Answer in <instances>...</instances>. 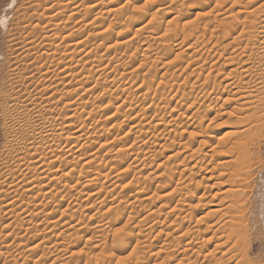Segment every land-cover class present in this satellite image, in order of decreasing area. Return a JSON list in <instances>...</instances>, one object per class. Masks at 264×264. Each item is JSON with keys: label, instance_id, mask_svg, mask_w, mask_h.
Masks as SVG:
<instances>
[{"label": "rangeland", "instance_id": "rangeland-1", "mask_svg": "<svg viewBox=\"0 0 264 264\" xmlns=\"http://www.w3.org/2000/svg\"><path fill=\"white\" fill-rule=\"evenodd\" d=\"M41 1L0 0V180L8 179L19 185L23 183L21 184L23 188L19 189L18 192V195L20 192L21 194L17 195L16 199L18 200L13 206L16 212H11L10 214H5L4 211H6L5 206L13 201H9L12 195L11 197L9 196L5 186H0V199H2L0 202V204L2 203L0 205V208H2L0 210V222L2 223H0V264H53L56 259V264H62L66 257L71 254L73 257H67L68 259H66L69 264L203 263V258L201 257L209 255L210 251L217 245V242L204 243L203 240L207 239V236L208 238L210 237L211 231L210 233L201 234L200 238H196L195 241L190 239V235L194 231L198 232L199 229L202 232L204 231L210 220L203 218L200 221L201 223H198L197 219L206 216L212 211L213 207L211 206L215 202L206 205L212 200L211 194L208 193L209 196L206 195L207 198L203 201L204 204L197 209H190L189 205L181 207L182 204L178 203L180 197H178L179 195L176 196L177 188L179 190V184L186 182V185H190H188L189 190L194 191L197 189L195 182H191V178L201 180L200 176L205 174V165L213 164L210 163V158H205V153L210 150V147L212 148L211 145L214 143L231 137L230 134L234 132L236 127L234 126L235 122H239L237 118L242 117L239 113L235 114L236 112L233 110L238 106L232 95L235 87L233 90L230 88L232 92L229 89H226L227 91L224 90L225 84L229 83L230 80V83L232 80L234 81L235 78L239 77L237 75L240 73L238 66L228 67L230 61L227 59L237 55L235 51L238 50V46L231 43H234L237 36L236 33L239 36L240 22L243 18L248 17L245 15H250V19H253L259 14V16H263L257 17L260 20L264 19V14L257 12L258 4H261L263 0H261V3L253 0L256 4L252 0H43L42 6L40 5ZM46 4L49 5L46 6ZM46 8L49 10L47 11ZM49 11L52 13L50 14ZM164 12L168 14L166 15ZM88 15L90 16L89 18ZM83 16L87 17L88 21L86 19L83 21ZM70 17L73 18L70 19ZM233 19L234 21L238 20L234 23L238 30L230 31L226 22L232 24L230 21ZM225 20L226 22H224ZM82 21L83 24H80ZM222 23H225L228 28ZM85 24H89V27L87 28L86 26L84 28ZM238 25L240 26L238 27ZM223 26L224 29L222 28ZM58 27L60 28L59 31L62 30L59 34ZM93 29L100 35L88 38L87 35H90V32L94 31ZM146 30L149 31L147 32ZM224 30L226 31L224 32ZM29 32L34 35L35 39H31L32 36L29 35ZM226 33L227 35H225ZM68 34H75L74 37L78 39L81 37L80 41L86 42L84 46L86 49H82V52L77 53L80 50L74 52L72 48L73 52H70L72 50L71 47L69 49L68 44L73 43L74 40L70 42L66 39L68 44L64 40L65 43L62 42L63 37L66 38V36H69ZM127 35L128 38L126 37ZM233 38L235 39L233 40ZM257 39L260 40L259 38ZM32 40H35L33 48L29 50L30 52L24 51L23 48L26 47L24 44L26 42L28 44ZM124 40L131 41V47L128 50H124L122 47L119 48V42L121 46ZM12 41H15V43H12ZM102 42L105 45L104 47ZM13 44L15 46H12ZM51 44L53 47H51ZM65 45H67L69 50L64 47ZM96 48L99 50L97 51ZM225 48H227V51H225ZM90 51V58L83 59V56H86ZM232 52H234V55ZM237 52L239 54V50ZM72 53H76L78 56L76 54V57L74 54L71 56ZM19 55H21L20 58H18ZM65 56L67 58L65 64L63 66V63L57 64L59 63V58H65ZM70 57L72 58L71 60ZM74 57L75 59L73 60ZM103 58L105 61L100 63L102 64L101 66L98 62H101L100 59ZM89 59L92 65L88 62ZM108 60L111 61L108 62ZM67 61L68 63L74 62L73 64L70 63V66H72L71 68L74 69L75 73L79 70L78 74L76 73L72 77H66L68 73L61 74V71L65 70L66 64L67 66L69 65L66 63ZM109 63L111 64L110 66ZM83 64L87 65L84 66ZM202 65H204L203 71L206 70L205 72L200 70ZM198 66H200V69ZM233 67L238 69V73L236 76L234 74L235 77L231 76L232 78L226 81L225 78L230 72L229 69ZM89 73L93 74L91 78L87 77ZM249 78L251 77L244 76L241 78L242 81H240L242 84H246ZM86 80H88V83ZM213 87H216L217 90L213 91L215 93H212V96H203L205 88L211 91ZM165 95L166 97L168 96L167 100ZM219 95L221 98H219ZM163 96L164 100L161 99ZM224 99H227L226 102H224ZM162 100L163 102L161 103ZM164 101L168 102L165 103ZM231 114H233V117ZM70 116L76 120L75 123L72 119L76 125L80 122L77 127L86 131L88 129L85 128H89L87 132L90 133L92 131L91 134L97 136L99 134L100 139L97 137V139L87 144L90 146L84 148L81 147L82 143H76L73 140L64 141V143L68 142L70 144L67 149L63 148V146L58 147L59 145L54 143L51 145L53 149L51 146H47V149L45 144L42 145L43 140L41 141V137H45L44 130H50L54 126L58 127V124H64L63 121L66 122L65 119L67 120ZM196 119H199L203 125L200 124L199 126ZM65 124L67 125L68 123ZM181 124L182 126H180ZM196 124L197 126H194ZM67 131L73 132L70 129H67ZM168 131L171 133L169 134ZM191 133L194 134L193 137ZM41 134H44V136ZM203 139L208 141L206 147H202L203 145L199 143ZM101 144L106 148H100ZM74 145L76 146L69 150L71 151L69 154H73L72 156L77 158V160L75 158V162L78 163L76 166L78 171L76 169L77 173L74 172L76 178L65 176V173L63 174L65 177L63 176L64 178L61 179L63 181H55L56 179L53 176L47 179L44 178L45 191L35 190L32 193H26L27 185H29L27 183L31 181L37 170H27L24 165H21L20 159L27 160L32 157L34 159L54 154L55 152L60 154ZM258 146L256 142L255 149H253V151L257 152L254 160H260L261 163L255 167L251 180H247V187L252 183L253 185H251V188L246 187V190L244 189L250 203H248L249 205L247 204L248 211L245 213L249 231L244 233V235L247 234L244 238L245 241L247 240L245 244L248 243V245L246 244L248 247L244 243L243 245L248 251V258L252 263L259 262V260L261 262L264 261V201L261 200L259 195L260 189L264 188V139L259 148H257ZM199 148L201 149L200 152L198 151ZM99 149H101V152H99L98 160L96 159L98 162H95L98 166L95 167L94 165L96 164H94V170L91 167L87 169V166L83 164L86 161L88 162L91 156L96 154L94 151L96 152ZM192 153L196 157L191 155ZM62 154L64 155V153ZM190 156L193 159H190ZM196 161L198 162L196 163ZM62 162L66 163L67 161L63 160ZM47 164L48 166L50 165L48 162ZM58 164V167H60L61 164ZM48 166L46 165L47 168ZM99 166L103 170V175L99 178L100 181L95 180L96 183H92L94 179L91 176L99 173L97 171ZM81 169L86 173L84 174V171L80 172ZM184 169H186V172ZM56 170L54 169V171ZM193 171L194 173H200H195L196 175L192 177L190 174ZM87 178L92 181L90 183L92 187L87 188H94V190L83 189L85 185H88L86 182L88 181ZM178 178L182 180L179 181L177 180ZM20 179L21 181H19ZM22 179H26L25 182L27 183H24ZM51 179L55 180L52 181ZM178 181L179 184L176 186ZM67 183H71V186L69 185L68 187H75L70 188L71 191H68L69 189L67 188L64 190V187L68 185ZM165 185L167 187H164ZM204 186L199 189L198 194L193 198L194 203L199 200L198 196L205 191ZM51 190L52 192L49 196H45L44 193ZM172 190H175V192L173 193ZM216 192L215 189L214 193ZM6 193L8 195H6L7 198L5 196ZM167 194L172 195L167 197ZM78 206L80 208H78L79 210L76 213L74 212L77 209L75 207ZM175 206H178V208ZM179 208L181 209L180 211ZM37 211H43V213L40 214L38 220L35 221L34 219L33 221L32 215L36 214ZM51 213L52 215H50ZM69 213L70 216L75 213L76 219L70 222L69 228H74L70 229V235H67L66 229L60 225H68L67 218ZM64 214L65 216H63ZM7 215L12 218L9 219ZM16 215L20 219H24L23 217H25L26 221L28 219L29 224L25 223L26 225L21 226V220L15 218L12 220L13 216ZM187 215L188 217H186ZM47 216H55V220H51V218L45 220ZM59 218H62L61 221L64 218V221L59 223L57 221V219L60 220ZM49 221L52 224H55L53 221H57V228L52 232H50L52 224L50 225ZM76 228L80 229V231L74 239L71 235L72 233L74 234ZM121 230L122 234L117 236L116 234L121 232ZM84 231L87 232V236L83 234ZM188 231H191L189 236ZM185 232H187V235ZM195 234L198 235L199 233L194 232L193 236ZM148 236L149 238H147ZM214 240L216 241L217 239ZM71 244L77 248L73 249ZM38 245L41 246L38 247ZM66 245L73 250L68 249L69 252H67L68 250L66 251L68 253H66L67 256L64 253L60 256L57 255L59 254V249ZM243 245L239 250L244 249ZM53 250L56 252H53ZM224 250L215 251L217 264H219L220 261L218 259L223 255ZM236 250L231 255H237L239 252L237 248ZM51 253L54 254L52 255ZM41 254L43 255L42 257ZM229 256L224 255L221 259L224 258L225 260H223L226 262ZM224 261L222 262L221 260L220 264H229V261L228 263ZM232 262L235 263V261Z\"/></svg>", "mask_w": 264, "mask_h": 264}, {"label": "bare ground", "instance_id": "bare-ground-1", "mask_svg": "<svg viewBox=\"0 0 264 264\" xmlns=\"http://www.w3.org/2000/svg\"><path fill=\"white\" fill-rule=\"evenodd\" d=\"M47 1H49V0H47ZM220 1V0H219ZM221 1H223V0H221ZM253 1V0H252ZM252 1H250V3H252ZM36 2H39V1H36ZM85 2V1H84ZM255 2H260L261 3V0L260 1H255ZM254 1H253V3L254 4H256ZM263 2H264V0H263ZM261 3V4H258V7H257V5H256V7H257V12L259 13H263L264 14V3ZM35 3V2H34ZM41 3H43V0L40 2V5L42 6L43 4H41ZM57 3V2H56ZM71 3V2H70ZM223 3V2H222ZM240 3V2H239ZM68 4V3H67ZM99 4V3H98ZM224 4V3H223ZM237 4V3H236ZM248 4V3H247ZM47 5H49V4H46V6ZM239 5V4H238ZM249 5V4H248ZM248 5H247V7H248ZM45 6V5H44ZM68 6H70V5H68ZM220 6V5H219ZM168 7V6H167ZM166 7V8H167ZM234 7H235V5H234ZM253 7H255V6H253ZM51 8V7H50ZM75 8V7H74ZM165 8V9H166ZM47 9V11L49 10L48 8H46ZM52 9V8H51ZM62 9V8H61ZM65 9V8H64ZM248 9V8H247ZM253 9V8H252ZM255 9V8H254ZM118 10V9H117ZM250 10V9H249ZM256 10V9H255ZM45 11V10H44ZM57 11V10H56ZM55 11V12H56ZM59 11V10H58ZM61 11V10H60ZM116 11V10H115ZM50 12V11H49ZM85 12V11H84ZM242 12H243V10H242ZM249 12V11H248ZM251 12V11H250ZM256 12V14H258ZM46 13V12H45ZM52 12H50V14H51ZM77 13V12H76ZM141 13V12H140ZM145 13V12H144ZM165 13V12H164ZM245 13V12H244ZM47 14V13H46ZM49 14V13H48ZM78 14V13H77ZM118 14V13H117ZM166 14V13H165ZM168 14V13H167ZM166 14V15H167ZM247 14V13H246ZM251 14V13H250ZM90 15V14H89ZM88 15V18L90 17ZM210 15V14H209ZM245 15V14H244ZM253 15V14H252ZM86 16V15H85ZM93 16V15H92ZM165 16V15H164ZM236 16H238V14H236ZM235 16V17H236ZM245 16H248V17H245V18H243L242 19V21L240 22L241 24V29H240V33H239V36H238V34L236 33V35L238 36H236V39L235 38H233V40L235 39V41H234V43H231L232 45H236V46H238V50H239V54H238V50L237 51H235V54H237L236 56H231V57H229L227 60H229L230 62H229V64H228V67H232V66H238L239 68H240V70H239V74L237 75V73H238V69H235L234 67L230 70L229 69V71L230 72H228V74H227V76H226V78H225V80L227 81V79H230V78H232L231 76H234V74H235V76L237 75V76H239L238 78H235V80L233 81L232 80V82L230 83V81H229V83L227 82V84H225V86H224V90H226V89H229L230 91H231V89L230 88H232V90H233V88H234V90H233V92L234 93H232V95H233V97H234V101L235 102H237L238 103V106H237V108L236 109H233L236 113L235 114H240L242 117L241 118H237L238 119V121L239 122H235V125L234 124H232V125H234V126H236L235 128H234V132H232L230 135H231V137H229V138H227V139H225V140H219L218 142H216V143H214L213 145H211L212 146V148L210 147V150L207 152V153H205L206 155H204L205 156V158H210V163H213V164H206L205 166L206 167H204V172H205V174L204 173H202V174H204V176H200V178H201V180H194V178L192 179L191 178V182H195V185H196V190H189L188 188H189V186L188 185H186V182H184V183H180L179 184V181H181V180H179V178L177 179V180H179L178 182H177V184H176V186H178V184H179V190H178V188H177V194H176V196L177 195H179L178 197H180V201H179V199H178V203L180 202V204H182L181 205V207H183V206H188L189 205V207H190V209L192 208V209H197L198 207H200V205H202V204H204V200H205V198H207V196L206 195H208V193L209 194H211L210 196L212 197V200L210 201V202H208V203H206V205H210V204H212V203H214L215 202V204H213L211 207H213V210L212 211H210L206 216H203V217H201V218H199V219H197V221H198V223H201L200 221L204 218V219H209L210 220V223L208 222V224L205 226L206 228V230L204 229V231L202 232V231H200L201 229H199L198 230V232L197 231H194V232H196V233H199L198 235H194L193 236V234H194V232L192 233V235H190L191 236V238L190 239H192L193 241H195L196 240V238L197 239H199L200 238V235L202 234H206V233H210V231H211V233L212 234H210L209 236V238H208V236H207V239H205V240H203L204 241V243H212V242H217L216 244V246H215V248L213 249V250H211L210 251V253H209V255H206V256H203V257H201V258H203V263H201V264H217L218 262H216L215 261V254H216V252L219 250H222V249H225L224 250V252H223V255L222 256H220V259H221V257H224V255H228L229 256V254H230V256H229V260L227 259L226 260V262L223 260V259H221L222 260V262L224 261L225 263H228V261H229V264L230 263H233L232 261H235V263H233V264H264V261H260L259 260V262H256V263H252L250 260H249V258H248V251L245 249V247H244V245H243V243L245 244V242L247 241H245V238L244 237H246V235H244V233L245 232H248L249 230H248V224H247V218H246V215H245V213H247L246 211H248V206H247V204L248 203H250L249 202V200H248V197H247V194L244 192V189L247 187V184H248V181L247 180H249L252 176H253V172H254V169H255V167L259 164L260 165V163H261V161L260 160H258V161H255L254 160V158H255V153H257V152H255V150L253 151V149H255V143L257 142L258 143V145L260 146L261 144H262V141H263V139H264V129H263V125H264V19L263 20H260V16H263V15H260L259 16V14L257 15V16H259V17H254L253 19H250V15H245ZM47 17H49V16H47ZM84 17V16H83ZM50 18V17H49ZM48 18V19H49ZM71 18H73V17H70V19ZM87 17H84L82 20L84 21L85 19L87 20L88 19ZM234 18V17H233ZM262 18V17H261ZM264 18V17H263ZM45 19V18H44ZM75 19V18H74ZM221 19V18H220ZM237 19H238V17H237ZM236 19V20H237ZM51 20V19H50ZM50 20H48V21H50ZM208 20V19H207ZM235 20V21H236ZM241 20V19H240ZM68 21V20H67ZM83 21L82 22H80V24L82 23L83 24ZM88 21V20H87ZM214 21V20H213ZM235 21H234V19L232 20V21H230V23H232V24H229V23H227L226 22V20L224 21V22H226V24H227V26H229V28L225 25V23H222L224 26H226L227 28H228V30H230V31H235V30H238V28L237 27H235L234 26V23H235ZM238 21V20H237ZM236 21V22H237ZM222 22V21H221ZM87 23V22H86ZM198 23V22H197ZM208 23V22H207ZM220 23V22H219ZM32 24V23H31ZM61 24V23H60ZM78 24V23H77ZM92 24V23H91ZM90 24V25H91ZM159 24V23H158ZM163 24V23H162ZM200 24V23H199ZM203 24H204V22H203ZM210 24V23H209ZM221 24V23H220ZM239 24V23H238ZM57 25V24H56ZM89 25V24H88ZM88 25H84L85 27L84 28H86V26H87V28L89 27ZM133 25V24H132ZM171 25H172V23H171ZM218 25V24H217ZM235 25H237V24H235ZM240 25H238V27L240 26ZM49 26H50V24H49ZM129 26V25H128ZM162 26V25H161ZM220 26V25H219ZM224 26L222 27L223 29H224ZM80 27V26H79ZM99 27V26H98ZM198 27V26H197ZM215 27V26H214ZM226 27H225V29H226ZM52 28V27H51ZM55 28V27H54ZM53 28V29H54ZM59 28V27H58ZM81 28H82V26H81ZM126 28H127V26H126ZM142 28H144V27H142ZM205 28V27H204ZM26 29V28H25ZM78 29V28H77ZM96 29V28H95ZM128 29V28H127ZM50 30V29H49ZM60 30V28L58 29V31ZM94 30V29H93ZM92 30V31H93ZM138 30V29H137ZM227 30V31H228ZM32 31V30H31ZM57 31V30H56ZM62 31V30H61ZM61 31H59L58 32V34L59 33H61ZM68 31V30H67ZM141 31H143V30H141ZM145 31V30H144ZM143 31V32H144ZM147 31V30H146ZM149 31V30H148ZM147 31V32H148ZM194 31H195V29H194ZM197 31V30H196ZM223 31V30H222ZM226 30H224V32H225ZM97 33V31H93V32H90V35H87L88 36V38H91L92 36H93V38H94V36H97V35H100V34H96ZM99 32V31H98ZM128 32V31H127ZM131 32V31H130ZM151 32V31H150ZM229 32V31H228ZM238 32V31H237ZM30 33V32H29ZM28 33V34H29ZM34 33V32H33ZM63 33V32H62ZM71 33V32H70ZM138 33V32H137ZM24 34V33H23ZM57 34V33H56ZM127 34V33H126ZM139 34V33H138ZM138 34H137V36H138ZM206 34V33H205ZM208 34V33H207ZM232 34H234V33H232ZM30 36H32L31 37V39L32 38H34V35L32 34V33H30L29 34ZM51 35H53V34H51ZM69 35V34H68ZM135 35V34H134ZM225 35H227V33L225 34ZM27 36V35H26ZM29 36V37H30ZM46 36V35H45ZM55 36V35H54ZM75 36V34H71V35H69V36H66V38L65 37H63L64 39H62V42H66V39H68L70 42L72 41V40H74L73 41V43H67L69 46V49H70V47H71V50H72V48H73V50H74V52H77V50H80L79 52H77V53H80V52H82L84 49H86L84 46H85V43L86 42H84V41H80V38L81 37H79V39L78 38H75L74 37ZM76 36H77V34H76ZM86 36V37H87ZM91 36V37H90ZM28 37V36H27ZM72 37H74V39H72ZM103 37V36H102ZM105 37V36H104ZM127 38H128V35L126 36ZM227 37V36H226ZM230 37H232V36H230ZM24 38V37H23ZM96 38V37H95ZM98 38V37H97ZM188 38V37H187ZM190 38V37H189ZM257 38H259L260 40H258ZM35 39V38H34ZM48 39V38H47ZM55 39H56V37H55ZM86 39V38H85ZM124 39V38H123ZM126 39V38H125ZM139 39V38H138ZM145 39V38H144ZM27 40V39H26ZM25 40V41H26ZM46 40V39H45ZM44 40V41H45ZM64 40V41H63ZM83 40V39H82ZM90 40V39H89ZM225 40V39H224ZM258 40V41H257ZM34 41V42H33ZM52 41V40H51ZM126 41H128V42H126ZM124 40V42H123V45H122V43H121V46H120V42H119V48H121L122 47V49H124V50H128L130 47H131V41L129 42V40ZM155 41V40H154ZM64 42V43H65ZM12 43H15V41H12ZM54 43H56L55 41H54ZM53 43V44H54ZM64 43H63V45H64ZM88 43V42H87ZM116 43H118V42H116ZM184 43V42H183ZM182 43V44H183ZM26 44H27V42H26ZM26 44H24L26 47H24L23 49H24V51H29V50H31L32 48H33V46H34V44H35V40H32V41H29V43L26 45ZM60 44V43H59ZM94 44V43H93ZM104 43L102 42V45H103ZM115 44V43H114ZM150 44H152V43H150ZM181 44V45H182ZM187 44V43H186ZM230 44V43H229ZM47 45V44H46ZM62 45V44H61ZM60 45V46H61ZM87 45V44H86ZM12 46H15V44H13ZM90 46V45H89ZM97 46V45H96ZM100 46H101V44H100ZM99 46V47H100ZM105 45H103V47H104ZM114 46V45H113ZM228 46V45H227ZM227 46H224V47H227ZM46 47H48V46H46ZM51 47H53L52 46V44H51ZM66 49H68V47H67V45H65L64 46ZM84 47V48H83ZM98 47V48H99ZM107 47V46H106ZM48 48H50V47H48ZM95 48V47H94ZM116 48H118V47H116ZM118 48V49H119ZM135 48V47H134ZM153 48V47H152ZM228 48H229V46H228ZM231 48V47H230ZM44 49H46V48H44ZM60 49V48H59ZM68 49V50H69ZM83 49V50H82ZM115 49V48H114ZM122 49H120V50H122ZM146 49H147V47H146ZM177 49V48H176ZM200 49V48H199ZM227 48H225V51H227L226 50ZM39 50V49H38ZM55 50H56V48H55ZM73 50L72 51H70V52H73ZM96 50L98 51L99 49H97L96 48ZM107 50V49H106ZM110 50V49H109ZM117 50V49H116ZM119 50V51H120ZM145 50V49H144ZM151 50V49H150ZM149 50V51H150ZM155 50V49H154ZM23 51V50H22ZM59 51V50H58ZM87 51V50H86ZM30 52V51H29ZM50 52V51H49ZM63 52V51H62ZM105 52V51H104ZM107 52V51H106ZM125 52V51H124ZM237 52V53H236ZM24 53V52H23ZM234 52H232V54H233ZM30 54V53H29ZM29 54H27V55H29ZM50 54V53H49ZM68 54V53H67ZM73 54L75 55L76 53H72V55L71 54H69V55H71V56H73ZM90 54H91V51L90 52H88V54L87 55H89V56H87L86 54H84V55H86V56H83V59H88V58H90ZM77 55V54H76ZM76 55H75V57H76ZM102 55V54H101ZM130 55H131V53H130ZM137 55V54H136ZM182 55H183V52H182ZM223 55V54H222ZM234 55V54H233ZM20 56L21 55H19L18 56V58H20ZM50 56V55H49ZM62 56H64V55H62ZM78 56V55H77ZM92 56V55H91ZM96 56V55H95ZM99 56V55H98ZM106 56V55H105ZM153 56V55H152ZM178 56V55H177ZM75 57L73 58V60L75 59ZM85 57V58H84ZM101 57H103V56H101ZM119 57V56H118ZM212 57V56H211ZM218 58H219V55H218ZM66 56H65V58L64 57H62L61 59L59 58V63H57V64H62V66L65 64V61H66ZM72 58L70 57V60H71ZM47 60V59H46ZM56 60V59H55ZM101 60V62H98L99 64L100 63H102L103 61H105L104 60V58L103 59H100ZM100 60H95V61H100ZM112 60V59H111ZM111 60H108V62L109 61H111ZM116 60V59H115ZM118 60V59H117ZM76 61V60H75ZM80 61V60H79ZM90 61V59L88 60V62ZM91 61H93V59H91ZM119 61V60H118ZM81 62V61H80ZM84 62V61H83ZM86 62H87V60H86ZM116 62V61H115ZM66 63H68V61L66 62ZM70 63H74V62H70ZM70 63H68L69 65L67 66V64H66V66H65V70L63 71H61V74L62 73H68V75H66V77H68V76H70V77H72V76H75L76 75V73L78 74V71L79 70H77V72L75 73L74 72V69L73 68H71L72 66H70L71 64ZM89 63H91V62H89ZM111 63H113V62H111ZM197 63V62H196ZM97 64V63H96ZM114 64V63H113ZM198 64V63H197ZM58 65V66H59ZM84 66L85 65H87V64H83ZM91 65H92V63H91ZM94 65V64H93ZM98 65V64H97ZM101 66H102V64H100ZM99 65V66H100ZM111 64L109 63V66H110ZM120 65V64H119ZM214 65H215V63H214ZM214 65H212V66H214ZM118 66V65H117ZM203 66L204 65H202V67H201V69H200V66H198L199 67V69L201 70V71H203ZM83 67V66H82ZM96 67V66H95ZM94 67V68H95ZM98 67V66H97ZM74 68L75 69H77L76 68V66H74ZM84 68V67H83ZM92 69H93V67H91ZM60 69V68H59ZM82 69V68H81ZM99 69V68H98ZM134 69V68H133ZM198 69V70H199ZM235 69V70H234ZM66 70H68V71H66ZM197 70V72H199ZM86 71V70H85ZM88 71V70H87ZM97 71V70H96ZM112 71V70H111ZM138 71V70H137ZM195 71V70H194ZM206 71V70H205ZM205 71H203V72H205ZM214 71V70H213ZM54 72H56V71H54ZM82 72V71H81ZM99 72V71H98ZM97 73V72H96ZM104 73V72H103ZM138 73H139V71H138ZM156 73V72H155ZM212 73V72H211ZM217 73V72H216ZM82 74V73H81ZM93 74H94V72H93ZM92 73H89L88 74V76L87 77H89V78H91L92 77V75H93ZM99 74V73H98ZM129 74H130V72H129ZM195 74V73H194ZM200 74V73H199ZM18 75V74H17ZM84 75V74H83ZM206 75H208V74H206ZM205 75V76H206ZM211 75V74H210ZM255 75V76H254ZM20 76V75H19ZM58 76V75H57ZM105 76V75H104ZM134 76V75H133ZM151 76V75H150ZM197 76V75H196ZM234 76V77H235ZM244 76H246V77H251V78H249V80H248V83H244V84H242L241 83V78L242 77H244ZM78 77V76H77ZM84 77V76H83ZM86 77V78H87ZM115 77V76H114ZM136 77V76H135ZM201 77V76H200ZM204 77V76H203ZM208 77V76H207ZM64 78V77H63ZM62 78V79H63ZM74 78V77H73ZM72 78V79H73ZM205 78V77H204ZM210 78V77H209ZM216 78V77H215ZM17 79V78H16ZM20 79H21V77H20ZM80 79V78H79ZM93 79V78H92ZM92 79H91V81H92ZM243 79H246V78H243ZM248 79V78H247ZM82 80V79H81ZM88 80H90V79H88ZM88 80H86V82L88 81ZM112 80V79H111ZM208 80H210V79H208ZM208 80H206V81H208ZM213 80H214V77H213ZM241 80V81H240ZM72 81V80H71ZM205 81V82H206ZM238 81H239V83H238ZM65 82V81H64ZM197 82V81H196ZM247 82V81H246ZM81 83V82H80ZM85 83V82H84ZM88 83V82H87ZM112 83V82H111ZM213 84H214V82H212ZM83 84V83H82ZM205 84H207V83H205ZM217 84V83H216ZM79 85V84H78ZM86 85H88V84H86ZM98 85V84H97ZM84 86V85H83ZM193 86V85H192ZM217 86V85H216ZM220 86H222V84H220ZM46 88V87H45ZM209 88V87H208ZM208 88H205L206 90L205 91H203V96H212L213 94L212 93H215V92H213V91H215V90H217V88L216 87H213V89L210 91ZM77 90V89H76ZM107 90V89H106ZM204 90V89H203ZM126 91V90H125ZM223 91V90H222ZM227 91V90H226ZM50 92V91H49ZM145 92V91H144ZM157 92H158V90H157ZM232 92V91H231ZM76 93V92H75ZM159 93V92H158ZM164 93V92H163ZM169 93V92H168ZM47 94V93H46ZM220 94H222V93H220ZM158 95V94H157ZM218 95V94H217ZM147 96V95H146ZM162 96V95H161ZM170 96V95H169ZM200 96V95H199ZM220 96V95H219ZM218 96V97H219ZM231 96V95H230ZM168 97V96H167ZM166 97V95H165V99L167 98ZM174 97V96H173ZM185 97V96H184ZM197 97V96H196ZM49 98H50V96H49ZM147 98H149L148 96H147ZM170 98V97H169ZM168 98V99H169ZM203 98V97H202ZM208 98V97H207ZM219 98H221V96L219 97ZM161 99H163L164 100V96H163V98H161ZM204 99V98H203ZM217 99V98H216ZM236 99V100H235ZM64 100V99H63ZM82 100V99H81ZM155 100V99H154ZM163 100L161 101V103L163 102ZM167 100V99H166ZM181 100V99H180ZM205 100H206V98H205ZM227 100V99H226ZM226 100L224 99V102H226ZM144 101V100H143ZM170 101V100H169ZM210 101H211V99H210ZM213 101V100H212ZM229 101V100H228ZM227 101V102H228ZM230 101H233V100H230ZM31 102V101H30ZM165 102V101H164ZM166 102H168V101H166ZM165 102V103H166ZM15 103H17V102H15ZM35 103V102H34ZM48 103V102H47ZM212 103V102H211ZM193 105V104H192ZM191 105V106H192ZM122 106V105H121ZM121 106H120V108H121ZM124 106V105H123ZM167 106V105H166ZM177 106V105H176ZM28 108V107H27ZM84 108H86V107H84ZM166 108V107H165ZM176 108V107H175ZM175 108H174V111H175ZM191 108V107H190ZM196 109V108H195ZM207 109V108H206ZM87 110V109H86ZM78 111V110H77ZM81 111V110H80ZM194 111V110H193ZM192 111V112H193ZM196 111V110H195ZM208 111H209V109H208ZM207 111V112H208ZM210 111H211V109H210ZM140 112V111H139ZM149 112V111H148ZM85 113V112H84ZM225 113V112H224ZM75 114V113H74ZM185 114H186V112H185ZM226 114V113H225ZM225 114H223V115H225ZM78 115H79V113H78ZM78 115H76V116H78ZM157 115H159V114H157ZM189 115V114H188ZM193 115V114H192ZM199 115H201V114H199ZM226 115H228V114H226ZM233 114H231V116H232ZM80 116V115H79ZM78 116V117H79ZM93 116V115H92ZM95 116V115H94ZM141 116V115H140ZM145 116V115H144ZM196 116V115H195ZM230 116V117H231ZM77 117V118H78ZM139 117V116H138ZM201 117V116H200ZM200 117H198V118H200ZM233 117V116H232ZM236 117V116H235ZM67 118V117H66ZM154 118V117H153ZM183 118V117H182ZM204 118V117H203ZM64 119V118H63ZM73 118L70 116V117H68L67 118V120L65 119V121L66 122H64L63 121V123L64 124H58L57 126L58 127H53L52 129H50V130H44V134H45V137H41L42 139H41V141L43 140V144L42 145H44L45 144V146H46V148H47V146L49 147V146H51L53 143L54 144H57V145H59L58 147H60V146H63V148L65 147L66 149L68 148V147H70V144L68 143V142H66V143H64V141H69V140H73V141H75L76 143H82L81 144V147L82 148H84V147H86V146H90V145H87L89 142H91L92 140H95V139H97V137L99 138V134H98V132H97V134H98V136L97 135H95V134H91V132L89 133V132H87L88 130H89V128H85V129H88L87 131L86 130H83L82 128H80V127H77L78 126V124L80 123L79 121V123L76 125L75 123H76V120L75 119H73L74 121H75V123H74V121L72 120ZM136 119V118H135ZM189 119V118H188ZM236 119V120H237ZM86 120V119H85ZM196 120H198L197 122H198V124H199V126H200V124H202V123H200V121H199V119H196ZM195 120V121H196ZM179 121V120H178ZM232 121V120H231ZM60 122V121H59ZM180 122H181V120H180ZM196 122V123H197ZM201 122H203V120H201ZM65 123H68L67 125L65 124ZM161 123V122H160ZM57 124V123H56ZM75 124V125H74ZM139 124V123H138ZM170 124V123H169ZM151 125V124H150ZM150 125H149V127H150ZM163 125V124H162ZM203 125V124H202ZM77 128H76V127ZM86 126V125H85ZM142 126V125H141ZM146 126V125H145ZM163 126H165V125H163ZM180 126H182V124L180 125ZM194 126H197V124L196 125H194ZM43 127V126H42ZM153 127V126H152ZM175 127H177V125H175ZM45 128H47V127H45ZM92 128V127H91ZM132 128V127H131ZM130 128V129H131ZM139 128V127H138ZM174 128V127H173ZM179 128V127H178ZM201 128V127H200ZM199 128V129H200ZM204 128V127H203ZM37 129V128H36ZM67 129H70V130H73V132L72 131H67ZM193 129V128H192ZM34 130V129H33ZM92 130H94V129H92ZM136 130V129H135ZM172 130H174V129H172ZM178 130V129H177ZM196 130V129H195ZM40 131V130H39ZM38 131V132H39ZM153 131V130H152ZM171 131V130H170ZM170 131H168L169 132V134L171 133ZM176 131V130H175ZM200 131V130H199ZM177 132V131H176ZM204 132H205V130H204ZM71 133V134H70ZM95 133V132H94ZM146 133V132H145ZM175 133V132H174ZM44 134H41L42 136H44ZM168 134V133H167ZM102 135H104V134H102ZM142 135V134H141ZM180 135V134H179ZM182 135V134H181ZM184 135V134H183ZM193 135L194 134H192L191 133V136L193 137ZM202 135V134H201ZM203 135H205V134H203ZM101 136V135H100ZM143 136H144V134H143ZM174 136H175V134H174ZM36 137V136H35ZM138 137H139V135H138ZM196 137V136H195ZM199 137V136H198ZM197 137V138H198ZM203 137V136H202ZM204 138V137H203ZM100 139V138H99ZM200 139V138H199ZM38 140V139H37ZM98 141V140H97ZM207 141V139L204 141V139H203V141H199V143L201 144V145H203L202 147H206V145L208 144V141ZM96 142V141H95ZM109 142H111V141H109ZM114 142H115V140H114ZM64 143V144H63ZM93 143V142H92ZM106 144V143H105ZM110 144V143H109ZM113 144V143H112ZM200 144H198V145H200ZM210 144V143H209ZM108 145V144H107ZM132 145V144H131ZM56 146V145H55ZM76 145H74V146H71V148H69L68 150H66L65 152H62V153H64V155L62 154V153H60V154H56V152L54 153V154H50V155H52V156H50V155H45V156H40L39 154H38V156H40V157H36V158H34V159H32V158H30V159H27V160H24V159H20V163H21V165H24L25 167H26V169L27 170H31V169H35V170H37V171H35L34 173V176L32 177V179H31V181H28V183L27 182H25L26 181V179H22V180H24L23 182L24 183H27V184H29V185H27V187H28V189L26 190V193L27 192H33V191H35V190H44L45 191V186L43 185V180H44V178H48V177H51V176H53L55 179H51L52 181H57V180H61L62 178H64L65 176H71L72 178L73 177H75L76 178V176H74V172H76L75 170L77 169V171H78V168L76 167L77 166V164L78 163H76L75 161L77 160V158H76V160H75V158H74V156H72V155H70L69 153L71 152V151H69V150H71L73 147H75ZM101 147L100 148H102L103 147V144H101L100 145ZM259 146L257 147V148H259ZM32 147V146H31ZM52 147V149H53V146H51ZM50 147V148H51ZM199 147H201V146H199ZM201 147V148H202ZM62 148V149H63ZM103 148H106V147H103ZM36 149V148H35ZM48 149V148H47ZM46 149V150H47ZM56 149H58V148H56ZM61 149V148H60ZM140 149V148H139ZM203 149V148H202ZM59 150V149H58ZM65 150V149H64ZM122 150H124V149H122ZM138 150V149H137ZM200 148L198 149V151L200 152ZM27 151V150H26ZM48 151V150H47ZM53 151V150H52ZM60 151V150H59ZM80 151V150H79ZM118 151V150H117ZM132 151V150H131ZM203 151V150H202ZM201 151V152H202ZM48 152H50V151H48ZM61 152V151H60ZM72 152H73V150H72ZM99 152H101V149H99L98 151H94V153H96V154H94V155H92L91 156V154H90V156H91V158L88 160V162L86 161V163L85 164H83L84 166H87V169H88V167H91V169H93L94 168V166L95 167H97L98 165L95 163L97 160H98V155H99ZM135 152V151H134ZM183 152V151H182ZM197 152V151H196ZM199 152H197L198 154H199ZM59 153V152H58ZM196 153V154H197ZM45 154V153H44ZM93 154V153H92ZM123 154V153H122ZM137 154V153H136ZM177 154H179V153H177ZM181 154V153H180ZM79 155V154H78ZM101 155V154H100ZM191 155H193V156H195L193 153L191 154ZM179 156V155H178ZM199 156V155H198ZM196 157V156H195ZM194 157V158H195ZM24 158V157H23ZM27 158H29V157H27ZM104 158V157H103ZM169 158V157H168ZM175 158H177L176 156H175ZM193 159V157L192 156H190V159ZM203 158V157H202ZM79 159V158H78ZM97 159V160H96ZM170 159V158H169ZM189 159V160H190ZM67 161L66 163H64V162H62V161ZM187 160V159H186ZM17 161V160H16ZM184 161V160H183ZM190 161H193V160H190ZM200 161H203V160H200ZM47 162L48 163H50V165L48 166V164H47ZM98 162V161H97ZM118 162V161H117ZM186 162V161H185ZM198 161H196V163H197ZM58 163H60L61 164V166L60 167H58ZM151 163V162H150ZM183 163V162H182ZM195 163V162H194ZM94 164H96V165H94ZM100 164V163H99ZM162 164V163H161ZM193 164V163H192ZM21 165H20V168H21ZM46 165L48 166V168L46 167ZM94 165V166H93ZM140 165V164H139ZM182 165V164H181ZM194 165H196V164H194ZM193 165V166H194ZM201 165V164H200ZM199 165V166H200ZM100 166L102 167V165L100 164ZM100 166L98 167V169H97V171L99 172L97 175H95V176H91V177H93V179H94V182H92L91 180H89V178H91L90 176H89V178H87L88 179V181H86L87 183H88V185L86 186L85 184V187H83V189L84 188H87V187H92L91 185H90V183L92 182V183H96V181L95 180H98V181H100L99 180V178H101V176L103 175L102 174V171L103 170H101V168H100ZM198 166V167H199ZM202 166H203V164H202ZM55 167H58V168H55ZM144 167V166H143ZM201 167V166H200ZM115 168V167H114ZM202 168V167H201ZM54 169H57L56 171H54ZM83 169V168H82ZM81 169V171L80 172H83L84 170H82ZM96 169V168H95ZM103 169V168H102ZM142 169V168H141ZM148 169V168H147ZM200 169V168H199ZM199 169H197V170H199ZM24 170H25V168H24ZM94 170V169H93ZM192 170H194V169H192ZM33 171V170H32ZM184 171L186 172V169H184ZM195 171V170H194ZM194 171L190 174L192 177L193 176H195L196 174L195 173H200V172H195L194 173ZM88 172H90V171H88ZM27 173V172H26ZM33 173V172H32ZM65 173V176L63 175ZM77 173V172H76ZM75 173V174H76ZM86 172L84 171V174H85ZM97 173V172H96ZM112 173V172H111ZM80 174V173H79ZM90 174V173H89ZM163 174V173H162ZM94 175V174H93ZM105 175V174H104ZM198 175V174H197ZM1 176V175H0ZM26 176H28V175H26ZM32 176V175H31ZM64 176V177H63ZM175 176V175H174ZM190 176V177H191ZM17 177V176H16ZM20 177V176H19ZM84 177H85V175H84ZM95 177V178H94ZM104 177V176H103ZM108 177V176H107ZM2 178V177H1ZM79 178V177H78ZM82 178V177H81ZM18 179V178H17ZM66 179V178H65ZM84 179V178H83ZM85 179H86V177H85ZM171 179V178H170ZM12 180H14V179H12ZM50 180V181H51ZM79 180V179H78ZM107 180V179H106ZM173 180V179H172ZM251 180V179H250ZM19 181H21V179L19 180ZM18 181V182H19ZM45 181V180H44ZM61 181H63V180H61ZM75 181V180H74ZM82 181V180H81ZM209 183V184H206V183ZM82 183V182H81ZM252 183V182H251ZM21 184H23V183H21ZM21 184L19 185L18 183H16V182H14V181H11V180H8V179H3L2 181L0 180V186H5L6 188H7V192L9 193V196L11 197V195H12V197L10 198L11 200H9V201H12V202H10V203H8L5 207H6V211L8 210V212H6V211H4L5 212V214L6 213H8V214H10L11 212L12 213H15L16 212V210H15V208H13V206H14V204L17 202V200L18 199H16V197H17V195H18V192H19V189H22L23 188V186H21ZM68 184V183H67ZM77 184V183H76ZM105 184V183H104ZM206 184V186H204ZM71 186V183L70 184H68L67 186H65L64 187V190H66L65 188H67V189H69L68 191H71V189L73 188V187H75V186H72V188L71 187H68V186ZM94 185H96V184H94ZM251 185H253V183L251 184ZM251 185L250 186H248V187H250L251 188ZM55 186V185H54ZM77 186H78V184H77ZM205 187V191L200 195V196H198V199L199 200H197V202L196 203H194V197H196V195L198 194V191H199V189H201L202 187ZM24 187H26V186H24ZM51 187V186H50ZM63 187V186H62ZM96 187V186H95ZM164 187H167V185H165ZM172 187V186H171ZM247 187V188H248ZM6 188H4V190H6ZM52 188V187H51ZM61 188V187H60ZM71 188V189H70ZM249 188V189H250ZM3 189V188H2ZM49 189V188H48ZM53 189V188H52ZM62 189V188H61ZM88 190L89 189H91V188H87ZM166 189V188H165ZM168 189V188H167ZM215 189H216V193H214L215 192ZM56 190V189H55ZM64 190H62V191H64ZM91 190H94V188L93 189H91ZM164 190V189H163ZM246 190V189H245ZM173 191V190H172ZM184 191H186V192H184ZM52 192V190L51 191H46L44 194H45V196H49V194ZM96 192V191H95ZM175 192V190L173 191V193ZM250 192V191H249ZM40 193V192H39ZM64 193V192H63ZM98 193V192H97ZM21 194V192L19 193V195ZM60 194H61V192H60ZM93 194H94V192H93ZM98 194H100V193H98ZM97 194V195H98ZM7 195V193L5 194V196ZM18 195V196H19ZM164 195H166V194H164ZM163 195V196H164ZM168 195V194H167ZM170 195H172V194H170ZM170 195H168L167 197H169ZM3 197H5L4 195H2ZM8 196V195H7ZM7 196H6V198H7ZM40 196H43V195H40ZM162 196V197H163ZM209 196V195H208ZM2 197V198H3ZM90 197H92V195H90ZM98 197V196H97ZM166 197V196H165ZM164 197V198H165ZM166 197V198H167ZM1 198V197H0ZM19 198V197H18ZM75 198V197H74ZM93 198V197H92ZM128 198V197H127ZM151 198V197H150ZM149 198V199H150ZM247 198V199H246ZM32 199V198H31ZM73 199V198H72ZM87 199V198H86ZM146 199V198H145ZM144 199V200H145ZM152 199V198H151ZM160 199V198H159ZM75 200V199H74ZM77 200V199H76ZM140 200H142V199H140ZM146 200H148V199H146ZM2 201V199H0V202ZM8 201V202H9ZM45 201V200H44ZM55 201V200H54ZM71 201V200H70ZM69 201V202H70ZM77 201H79V200H77ZM86 201V200H85ZM62 202H63V200H62ZM61 202V203H62ZM87 202V201H86ZM88 202H90V201H88ZM31 203V202H30ZM71 203H73V202H71ZM177 203V202H176ZM210 203V204H209ZM2 204V203H1ZM0 204V205H1ZM74 204H76V203H74ZM22 205V204H21ZM48 205V204H47ZM82 205V204H81ZM93 205V204H92ZM249 205V204H248ZM16 206V205H15ZM68 206V205H67ZM74 206H77V205H74ZM180 206V205H179ZM4 207V208H5ZM87 207V209H89L88 208V206H86ZM175 207H177L178 208V206H175ZM188 207V208H189ZM28 208V207H27ZM68 208V207H67ZM72 208H73V206H72ZM75 208H77L74 212H76L77 213V211L79 210L78 208H80V206H78V207H75ZM186 208V207H185ZM91 209V208H90ZM0 210H2V208H0ZM18 210V209H17ZM24 210V209H23ZM181 209L179 208V211H180ZM184 210V209H183ZM22 211V210H21ZM21 211H20V213H21ZM68 212H69V210H67ZM87 211H89V210H87ZM178 211V212H179ZM38 212V211H37ZM36 212V214H33L32 215V219H33V221H34V219H35V221L36 220H38L39 219V216H40V214H42L43 213V211H40V212H38L37 213ZM63 212H64V210H63ZM66 212V211H65ZM85 212V211H84ZM158 212V211H157ZM3 213V212H2ZM34 213V212H33ZM29 214H32V213H29ZM66 214V213H65ZM65 214L63 215V216H65ZM74 215H72L71 214V216H70V213H69V216H68V221H67V223H68V225L67 224H61L60 226L61 227H63L64 229H66V233H68L67 235H70V229H73V228H69V226H70V222H72V220L74 221V219H76L75 218V213H73ZM97 214V213H96ZM21 215V214H20ZM27 215V214H26ZM48 215V214H47ZM50 215H52V213L50 214ZM68 215V214H67ZM95 215V214H94ZM8 216V215H7ZM11 216V215H10ZM42 216V215H41ZM62 216V217H63ZM190 216V215H189ZM9 217V216H8ZM47 217H49V218H47ZM46 218H45V220L46 219H50L51 218V220H55V216H47ZM150 217V216H149ZM186 217H188V215L186 216ZM12 217H9V219H11ZM14 218L15 219H17V220H21L20 221V223H21V226L22 225H24L25 223H28L29 221H28V219H27V221L25 220V217H23L24 219H20L17 215L16 216H13V219L12 220H14ZM22 218V217H21ZM65 218V217H64ZM64 218H63V221H64ZM156 218H157V216H156ZM60 219V218H59ZM62 219V218H61ZM61 219L60 220H58L57 219V221L59 222V223H62L63 221H61ZM145 219V218H144ZM214 219H216V221H214ZM29 220H31V218H29ZM43 220V219H42ZM187 220H188V218H187ZM32 221V220H31ZM32 221V222H33ZM57 221H53V223H55V224H52V222H50L49 221V223H50V225L52 224V226H50V228L52 229V230H50V232H52L53 230H55V228H57ZM48 222V221H47ZM143 222V221H142ZM148 222V221H147ZM1 223V222H0ZM10 223V222H9ZM38 223V222H37ZM49 223H48V225H49ZM64 223H66V222H64ZM78 223H80V222H78ZM203 223V222H202ZM2 224V223H1ZM29 224V223H28ZM26 225V224H25ZM41 225V224H40ZM113 225V224H112ZM142 225V224H141ZM202 225V224H201ZM72 226V225H71ZM77 226V225H76ZM80 226V225H79ZM8 227V226H7ZM24 227V226H23ZM30 227V226H29ZM34 227V226H33ZM78 227V226H77ZM97 227V226H96ZM179 227V226H178ZM182 227V226H181ZM199 227H200V225H199ZM31 228V227H30ZM29 228V229H30ZM81 228V227H80ZM83 228H84V226H83ZM100 228V227H99ZM28 229V228H27ZM32 229V228H31ZM34 229V228H33ZM64 229H63V232H64ZM96 229V228H95ZM177 229V228H176ZM183 229V228H182ZM83 230V229H82ZM90 230V229H89ZM94 230V229H93ZM191 230V229H190ZM27 231V230H26ZM29 231V230H28ZM73 231V230H72ZM80 231V229H77L76 228V230H75V232H74V234L72 233V237L75 239V237H77L78 236V232ZM87 231V230H86ZM86 231H84V233L83 234H87V232ZM31 232V231H30ZM62 232V233H63ZM64 232V233H65ZM86 232V233H85ZM95 232V231H94ZM49 233V232H48ZM61 233V234H62ZM65 233V234H66ZM96 233H97V231H96ZM187 232H185V234H186ZM17 234V233H16ZM29 234V233H28ZM33 234V233H32ZM189 234H191V231H188V236H189ZM46 235V234H45ZM88 235V234H87ZM86 235V236H87ZM161 235V234H160ZM187 235V234H186ZM212 235V236H211ZM82 236V235H81ZM15 237V236H14ZM67 237V236H66ZM70 237V236H69ZM80 237V236H79ZM82 237H84V236H82ZM184 237V236H183ZM202 237V236H201ZM5 238V237H4ZM91 238V237H90ZM115 238V237H114ZM147 238H149V236L147 237ZM182 238V237H181ZM203 239H204V237H202ZM82 239V238H81ZM125 239H127V238H125ZM214 239H217L216 241L214 240ZM247 239V238H246ZM63 240V239H62ZM65 241H66V239H64ZM207 240V241H206ZM42 241V240H41ZM51 241V240H50ZM174 241H175V239H174ZM177 241V240H176ZM180 241V240H179ZM189 241V240H188ZM212 241V242H211ZM27 242V241H26ZM45 242V241H44ZM73 242V241H72ZM71 242V243H72ZM92 242V241H91ZM122 242V241H121ZM145 242V241H144ZM81 243V242H80ZM116 243H117V241H116ZM206 243V244H207ZM73 244V243H72ZM71 244V245H72ZM77 244H78V242H77ZM148 244V243H147ZM173 244V243H172ZM180 244H181V242H180ZM247 245H248V243H246ZM245 244V245H246ZM56 245V244H55ZM65 245V244H64ZM144 245V244H143ZM188 246H189V244H187ZM242 245H243V247H244V249L243 250H239V248L240 247H242ZM246 245V246H247ZM16 246V245H15ZM39 246H41V245H38V247ZM53 246V245H52ZM57 246H59V245H57ZM101 246V245H100ZM188 246H186V247H188ZM33 247H35V246H33ZM140 247V246H139ZM248 247V246H247ZM56 248V247H55ZM58 248V247H57ZM71 247L70 246H68V245H66V246H63V248H60L59 249V254H57V255H62L63 253H64V255H66V253L67 252H69V250L68 249H70ZM72 248L74 249V248H77V247H73V245H72ZM236 248L238 249V254L237 255H231V253H234L235 251H237L236 250ZM73 249H70V250H73ZM160 249V248H159ZM183 249V248H182ZM248 249V248H247ZM38 250V249H37ZM68 250V251H67ZM67 251V252H66ZM79 251V250H78ZM178 251V250H177ZM200 251V250H199ZM216 251V252H215ZM245 251V252H244ZM9 252V251H8ZM48 252H49V250H48ZM53 252H56V251H54L53 250ZM57 252V253H58ZM174 252V251H173ZM187 252V251H186ZM21 253H23V252H21ZM72 253H74V252H72ZM185 253V252H184ZM183 253V254H184ZM188 253V252H187ZM48 254V253H47ZM52 254V253H51ZM54 254V253H53ZM52 254V255H53ZM68 254V253H67ZM70 254V253H69ZM197 254V253H196ZM14 255V254H13ZM63 255V256H64ZM74 255V254H73ZM76 255V254H75ZM191 255V254H190ZM198 255V254H197ZM201 255V254H200ZM43 255L41 254V257H42ZM48 256V255H47ZM62 256V257H63ZM67 256V255H66ZM72 256V254L70 255V256H67V257H71ZM159 256V255H158ZM174 256V255H173ZM40 257V258H41ZM66 257V259H68ZM73 257V256H72ZM198 257V256H197ZM196 257V258H197ZM45 258V257H44ZM48 258V257H47ZM49 258H50V256H49ZM65 258V257H64ZM142 258V257H141ZM226 258V257H225ZM16 259V258H15ZM61 259V258H60ZM66 259H65V261H64V263H62V261H61V263L62 264H66V263H68L67 261H66ZM181 259V258H180ZM198 259V258H197ZM196 259V260H197ZM218 259V258H217ZM220 259H218L220 262H221V260ZM23 260H25V259H23ZM55 260V259H54ZM64 260V259H63ZM190 260H191V258H190ZM37 261V260H36ZM92 261V260H91ZM97 261V260H96ZM149 261V260H148ZM180 261V260H179ZM188 261V260H187ZM14 262V261H13ZM53 262H55V263H53V264H56L57 263V259H56V261H53ZM99 262V261H98ZM156 262V261H155ZM183 262V261H182ZM220 262H219V264H220ZM77 263V262H76ZM193 263H194V261H193ZM197 263H198V261H197ZM46 264V263H45ZM51 264V263H50ZM69 264V263H68ZM77 264H79V263H77ZM186 264V263H185ZM222 264V263H221Z\"/></svg>", "mask_w": 264, "mask_h": 264}, {"label": "snow or ice", "instance_id": "snow-or-ice-1", "mask_svg": "<svg viewBox=\"0 0 264 264\" xmlns=\"http://www.w3.org/2000/svg\"><path fill=\"white\" fill-rule=\"evenodd\" d=\"M259 195H260L261 200L264 201V188L260 189ZM121 234H122V230H121V232H118L116 235L120 236Z\"/></svg>", "mask_w": 264, "mask_h": 264}]
</instances>
